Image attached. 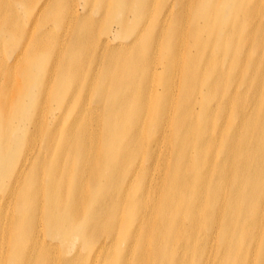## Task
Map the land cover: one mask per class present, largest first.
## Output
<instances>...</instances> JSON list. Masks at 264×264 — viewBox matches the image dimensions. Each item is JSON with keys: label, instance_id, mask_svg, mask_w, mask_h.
<instances>
[{"label": "bare ground", "instance_id": "1", "mask_svg": "<svg viewBox=\"0 0 264 264\" xmlns=\"http://www.w3.org/2000/svg\"><path fill=\"white\" fill-rule=\"evenodd\" d=\"M0 264H264V0H0Z\"/></svg>", "mask_w": 264, "mask_h": 264}, {"label": "rangeland", "instance_id": "2", "mask_svg": "<svg viewBox=\"0 0 264 264\" xmlns=\"http://www.w3.org/2000/svg\"><path fill=\"white\" fill-rule=\"evenodd\" d=\"M75 1V0H74ZM79 1V3H80V5H81V0H78ZM71 10H73V5H71L70 6V11ZM72 13H70L69 15H71ZM62 39H64V37H62ZM209 49V48H208ZM207 53H208V50L205 52V56H207ZM206 59V57H204V59L203 60H205Z\"/></svg>", "mask_w": 264, "mask_h": 264}]
</instances>
